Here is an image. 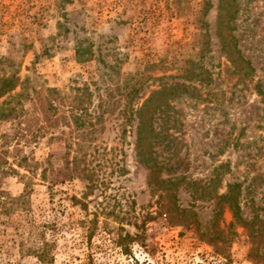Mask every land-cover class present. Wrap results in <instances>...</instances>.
<instances>
[{"label": "rangeland", "instance_id": "rangeland-1", "mask_svg": "<svg viewBox=\"0 0 264 264\" xmlns=\"http://www.w3.org/2000/svg\"><path fill=\"white\" fill-rule=\"evenodd\" d=\"M77 49L91 59L79 61ZM12 75L27 79L34 97L54 89L64 98L53 101L55 124H36L40 105L29 100L20 121L0 122V132L10 135L9 163L28 157L19 175L1 178V187L11 197L27 187L36 219L53 221L46 231L56 245L53 264H256L242 228L225 258L208 239L217 233L213 213L228 184L240 185L246 220L264 219V0H0V77ZM84 85L91 96H80L81 111L71 97ZM149 98L158 105L155 181L167 187L154 194L151 164L140 162L136 150L137 113ZM102 110L99 124L84 129L94 131L85 144L99 184L88 210L100 212L87 242L71 222L81 213L66 198L80 197L84 183L58 184L51 192L40 175L50 154L65 152L69 143L77 147L83 129L66 124L72 112L94 123ZM17 133L23 134L18 141ZM54 161L55 167L63 162ZM159 195L170 208L176 202L187 217L194 214L197 226L169 225L157 214ZM228 210L218 227L231 221ZM13 213V225L0 218V263L37 264L13 241L26 209ZM117 214L126 232L139 235L132 255L116 243Z\"/></svg>", "mask_w": 264, "mask_h": 264}, {"label": "trees", "instance_id": "trees-1", "mask_svg": "<svg viewBox=\"0 0 264 264\" xmlns=\"http://www.w3.org/2000/svg\"><path fill=\"white\" fill-rule=\"evenodd\" d=\"M210 3L207 1L206 3ZM76 56L82 63L89 61L92 56L91 53L87 55L81 53L79 49L76 50ZM84 57V59L82 58ZM242 62L246 63L251 67L250 62L242 59ZM198 80H204L203 75L196 76ZM27 79L20 80L17 76H7L0 77V122H7L10 120L22 119L25 114V108L22 105L23 100H29L30 102H37L40 105L41 114L36 118V121L39 126H44L46 123L55 124L58 118H56L55 112H57V106L54 105V99H59L64 101L63 97H60L59 92L54 89L46 90L45 95L39 96L36 93L34 97L30 94V91L27 89ZM208 78L205 75V80L208 82ZM177 89H182L184 92L187 91L186 86H181ZM77 95L74 94L71 98L73 102L78 105L77 110L85 111V106L82 104L80 96L87 95L91 96L89 92L88 85L82 86V88L77 89ZM161 93V92H160ZM22 105V106H21ZM157 103L153 101V98H149L145 101L144 105L137 113L138 119V128H137V141H136V150L140 162L145 165L151 164L150 170V182L149 185L152 187L153 194L163 187L167 188L163 184L164 181L157 183L155 180V171L158 169L156 161L152 156V145L155 140V130L153 128V117L154 112L157 109ZM148 108V109H147ZM150 108V109H149ZM153 109V110H151ZM105 110H102V113H99L98 116H95L94 123L86 121L76 112H72L70 119L66 124L76 125V128L83 129L81 132H76L77 144L76 148L68 144L65 152H56L49 155L48 160L45 162V166L42 168L40 178L43 182H46L48 189L52 192L54 186L58 184L70 183L73 180H79L84 183L85 191L82 192L80 197L75 196L74 194L66 195V198L71 201V204L78 208L80 217L75 221L78 227L82 228L83 237L87 242H90L93 235L96 233L99 224V213L97 210L94 213H89V195L92 194L93 190L98 187V178L95 170L91 168L90 157L92 154L87 151L88 146H86V138L88 135H94V131L86 132L85 126L93 127L96 123L102 120V117L105 116ZM65 120V119H64ZM43 124V125H42ZM42 130L43 127H39L38 130ZM22 133H17L12 136V139L17 140L22 138ZM96 138V137H95ZM10 135L0 132V218L4 216L7 221V224L13 225L15 222L14 215L15 208L21 207L26 209L27 215L23 217L22 223H19L15 226L14 230L16 231V240L19 241L21 256H27L29 258H34L37 264H53L54 255H55V241L51 239V236H47V232L51 229L53 223L44 220L39 221L36 219L34 211L31 209L30 199H28L29 191L27 187L24 188L23 193L17 197L8 196V194L1 187V178L5 176L19 175L18 169L26 166V161L28 157L23 155L22 159L18 160L16 164L9 163V149L8 145ZM16 145V144H15ZM17 146H19L17 144ZM18 149V148H16ZM73 153V155H72ZM56 159L63 160L62 165L55 167ZM152 167L154 168L152 170ZM123 172V170H122ZM166 183L172 184L166 180ZM25 186H27L25 184ZM240 185L238 183H232L227 185V192L221 194L217 204V210L213 213V227L217 231L216 235H211L208 239L211 244H213L215 252L225 258L228 255L226 254L230 246L233 244V241L239 236L238 229L242 228L249 237V241L252 245L250 250V259L255 261V263L264 264V252L261 253L260 248H264V219H261L259 216H254L250 220H246L242 216V207L240 205ZM174 199V196L172 200ZM176 200V197H175ZM172 202L166 196L158 197L157 205L159 210L157 212L160 216H165L169 225H181L185 228H191L197 226L196 216L192 214L190 217H187L184 214V210H180L179 206L174 204L173 208H170ZM228 208L231 214V221L224 226L223 228L218 227V222H223V209ZM42 214V213H41ZM104 227L108 232L113 230L112 224L107 222L108 217H111L110 212L105 211L103 214ZM8 217V218H7ZM44 217V216H43ZM116 218L118 224V240L117 244L122 248V252L126 255H132V246L138 242V234H130L126 232L123 228L124 218L119 217L117 214L113 216ZM149 219L155 218L154 216L148 217ZM180 223V224H179ZM145 224L143 220L142 225ZM139 228L138 226H136ZM220 241V242H218ZM3 246H0V258H4ZM1 264V263H0ZM6 264H12L8 262Z\"/></svg>", "mask_w": 264, "mask_h": 264}]
</instances>
